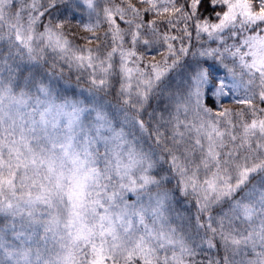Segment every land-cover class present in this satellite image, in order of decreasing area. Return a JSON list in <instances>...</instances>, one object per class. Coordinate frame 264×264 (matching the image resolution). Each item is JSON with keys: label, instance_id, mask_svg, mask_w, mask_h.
<instances>
[{"label": "snow or ice", "instance_id": "obj_1", "mask_svg": "<svg viewBox=\"0 0 264 264\" xmlns=\"http://www.w3.org/2000/svg\"><path fill=\"white\" fill-rule=\"evenodd\" d=\"M0 264H264V0H0Z\"/></svg>", "mask_w": 264, "mask_h": 264}, {"label": "trees", "instance_id": "obj_2", "mask_svg": "<svg viewBox=\"0 0 264 264\" xmlns=\"http://www.w3.org/2000/svg\"><path fill=\"white\" fill-rule=\"evenodd\" d=\"M71 83H72V85L73 86H75V84H76V81H75V77L73 76V78H72V81H71Z\"/></svg>", "mask_w": 264, "mask_h": 264}]
</instances>
